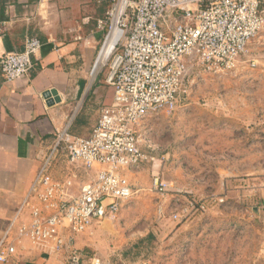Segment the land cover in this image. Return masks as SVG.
<instances>
[{"label":"built area","instance_id":"2783aa9c","mask_svg":"<svg viewBox=\"0 0 264 264\" xmlns=\"http://www.w3.org/2000/svg\"><path fill=\"white\" fill-rule=\"evenodd\" d=\"M108 1L106 16L96 21V29L104 33L98 57L118 34L107 60L112 103L101 110L89 137L74 136L68 128L56 131L24 205L30 209V222L21 224L15 237L50 246L65 264H105L98 257L88 259L77 247V237L102 221L114 220L133 196L126 173L154 161L143 151L148 147L147 122L177 110L180 96L187 94L190 61L216 75L230 72L264 29V0ZM42 47L40 39L29 37L22 51L6 53L0 60L5 82L25 78ZM61 157L71 174L55 178ZM78 171L88 177L80 184ZM154 186L159 193L168 188L159 177ZM11 244L0 242L1 264L15 254Z\"/></svg>","mask_w":264,"mask_h":264},{"label":"rangeland","instance_id":"374dc122","mask_svg":"<svg viewBox=\"0 0 264 264\" xmlns=\"http://www.w3.org/2000/svg\"><path fill=\"white\" fill-rule=\"evenodd\" d=\"M106 1L92 18L108 8ZM94 3L90 0L91 10ZM99 36L103 39L104 33ZM248 50L234 70L221 75L190 61L187 94L174 113L153 123L154 137L163 146L147 154L154 162L141 165L145 182L133 184V196L114 220L77 237L88 259L98 257L105 264H264V29ZM99 51L85 76V95L69 114L72 122H81L73 125V134L96 121L112 92L106 84L110 62L97 69ZM155 177L168 184L165 193L156 190ZM148 235L152 238L145 240ZM49 264L65 263L58 257Z\"/></svg>","mask_w":264,"mask_h":264},{"label":"crops","instance_id":"0c3cea01","mask_svg":"<svg viewBox=\"0 0 264 264\" xmlns=\"http://www.w3.org/2000/svg\"><path fill=\"white\" fill-rule=\"evenodd\" d=\"M89 2L0 0V60L6 53L22 51L29 37H36L43 44L34 58L32 71L25 78L6 83L0 67V242L5 239L6 244L13 243L11 245L15 247V254L7 264H49L58 259L50 246L34 245L27 238L20 241L15 238L17 228L30 222V209L24 206L27 196L42 158L54 144L56 131L68 128L74 136L89 137L101 110L113 100V91H110L107 104L100 109L96 121L85 131L81 129V132L73 134V125L81 122L77 119L72 122L74 118L69 119V114L72 105L81 102L85 95V76L102 42L100 32L93 28L94 23H89L102 4L95 0L91 10ZM83 10L84 18L76 25L74 22ZM103 14L104 11L97 13L92 19L97 21ZM81 82L85 83L82 93ZM50 91H56L60 98V102L52 106L44 97ZM95 94V100L101 102V94ZM183 97L180 96L179 102ZM156 119L147 122V142L151 149L143 150L151 156L161 143L154 137L153 123ZM59 164L54 170L55 178L71 174L64 157ZM141 165L126 173L132 185L145 182L140 172ZM59 166L62 167L61 172L57 170L61 169ZM77 174L79 184L88 179L83 171ZM73 192H78V185ZM3 248L0 245V250Z\"/></svg>","mask_w":264,"mask_h":264},{"label":"bare ground","instance_id":"6f19581e","mask_svg":"<svg viewBox=\"0 0 264 264\" xmlns=\"http://www.w3.org/2000/svg\"><path fill=\"white\" fill-rule=\"evenodd\" d=\"M118 34L115 33V37L108 41L106 43V46L103 50V52L101 53V55L99 56V62H98V66H97V69L99 68H102V66L105 64V62L109 59L111 53H112V50L116 44V41H117V36Z\"/></svg>","mask_w":264,"mask_h":264},{"label":"water","instance_id":"95a60500","mask_svg":"<svg viewBox=\"0 0 264 264\" xmlns=\"http://www.w3.org/2000/svg\"><path fill=\"white\" fill-rule=\"evenodd\" d=\"M94 71H95V67H94L93 73H94ZM84 87H85V83L81 82L80 83V93L83 92ZM44 97L48 101V105H50V106L60 102V98L57 97V92L56 91L47 92L44 95Z\"/></svg>","mask_w":264,"mask_h":264},{"label":"trees","instance_id":"16d2710c","mask_svg":"<svg viewBox=\"0 0 264 264\" xmlns=\"http://www.w3.org/2000/svg\"><path fill=\"white\" fill-rule=\"evenodd\" d=\"M106 3H108L109 4V1L107 2L106 1ZM101 4H103V3H101ZM108 8H109V5H108ZM108 8L105 10H103L104 11V14H103V16H102V18H105V16H106V13H107V11H108ZM152 237H151V235H148L147 236V238L145 239V240H149V239H151ZM144 240H142L139 244H136L135 245V247H139V245L143 242ZM128 256V254L127 253H125V258Z\"/></svg>","mask_w":264,"mask_h":264}]
</instances>
